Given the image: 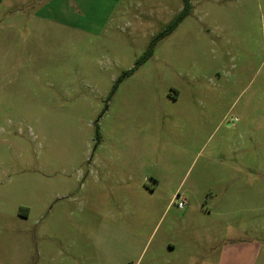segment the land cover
Returning <instances> with one entry per match:
<instances>
[{"label": "rangeland", "instance_id": "374dc122", "mask_svg": "<svg viewBox=\"0 0 264 264\" xmlns=\"http://www.w3.org/2000/svg\"><path fill=\"white\" fill-rule=\"evenodd\" d=\"M190 3L0 0V264H264V0Z\"/></svg>", "mask_w": 264, "mask_h": 264}, {"label": "crops", "instance_id": "0c3cea01", "mask_svg": "<svg viewBox=\"0 0 264 264\" xmlns=\"http://www.w3.org/2000/svg\"><path fill=\"white\" fill-rule=\"evenodd\" d=\"M171 197L169 205L174 200L175 195L173 194ZM260 250L261 246L255 243H229L222 247L218 264H233L236 260L237 264H241L239 262V257L241 256L243 259L245 254H248V264H255L256 257L260 253Z\"/></svg>", "mask_w": 264, "mask_h": 264}, {"label": "trees", "instance_id": "16d2710c", "mask_svg": "<svg viewBox=\"0 0 264 264\" xmlns=\"http://www.w3.org/2000/svg\"><path fill=\"white\" fill-rule=\"evenodd\" d=\"M192 6L190 0H184V9L182 12L169 24L168 29L165 33L162 34V38L171 34L190 14H191ZM160 37V38H161ZM155 46V42H153L149 48L148 53L145 55V59L153 53V48Z\"/></svg>", "mask_w": 264, "mask_h": 264}, {"label": "built area", "instance_id": "2783aa9c", "mask_svg": "<svg viewBox=\"0 0 264 264\" xmlns=\"http://www.w3.org/2000/svg\"><path fill=\"white\" fill-rule=\"evenodd\" d=\"M177 198H180V196H178ZM179 206L184 208L186 206V201L183 200L182 202H180Z\"/></svg>", "mask_w": 264, "mask_h": 264}]
</instances>
